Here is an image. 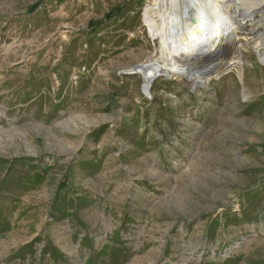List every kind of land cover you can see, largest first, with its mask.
I'll use <instances>...</instances> for the list:
<instances>
[{"label":"rangeland","instance_id":"rangeland-1","mask_svg":"<svg viewBox=\"0 0 264 264\" xmlns=\"http://www.w3.org/2000/svg\"><path fill=\"white\" fill-rule=\"evenodd\" d=\"M147 5L0 0V264H264L260 22L147 96Z\"/></svg>","mask_w":264,"mask_h":264},{"label":"bare ground","instance_id":"bare-ground-1","mask_svg":"<svg viewBox=\"0 0 264 264\" xmlns=\"http://www.w3.org/2000/svg\"><path fill=\"white\" fill-rule=\"evenodd\" d=\"M173 1L180 4L178 10L180 15L183 14V20L176 25L173 22L170 25L166 17L163 20L155 16L159 7L165 8L166 5L171 7ZM199 1H205L207 6L198 7L200 5L196 3V0H148L146 13L156 28L161 31L162 51L159 58L147 60L133 68L135 73L141 74L144 81L142 89L147 96L151 95L150 89L154 81L161 76L182 78L194 90L199 85L206 87L208 83L206 72L192 70L194 68L190 65L191 60L206 58L209 51L216 46H221L227 55H230L229 49L232 47L238 46L246 49L248 42L244 43L242 40L248 39L246 35L240 38L237 31L260 22L255 30H249L245 34H253V38L259 36L264 39V18H260L264 14V0H259L260 4L252 0L249 7H246L247 2L244 7L241 0ZM186 9L189 11L187 12ZM219 11L222 17L215 20ZM253 48L254 55L264 65V40L260 44L253 45ZM221 67H215L217 77L225 70V68L221 70Z\"/></svg>","mask_w":264,"mask_h":264}]
</instances>
